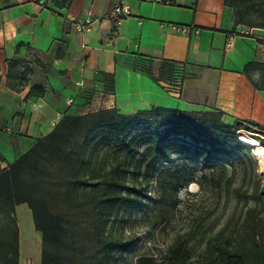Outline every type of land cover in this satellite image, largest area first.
<instances>
[{"label":"crops","instance_id":"crops-1","mask_svg":"<svg viewBox=\"0 0 264 264\" xmlns=\"http://www.w3.org/2000/svg\"><path fill=\"white\" fill-rule=\"evenodd\" d=\"M155 105L264 126V0H0V170L64 112Z\"/></svg>","mask_w":264,"mask_h":264},{"label":"trees","instance_id":"trees-1","mask_svg":"<svg viewBox=\"0 0 264 264\" xmlns=\"http://www.w3.org/2000/svg\"><path fill=\"white\" fill-rule=\"evenodd\" d=\"M103 77L104 89L112 91L113 74ZM221 115L219 110L197 113L161 105L131 114L115 107L64 112L0 170V264H29L18 261L16 207L21 203L41 234L40 264H116L117 253L129 243L109 236L106 227L119 209L143 204L145 182L172 152L210 166L219 154L251 148L236 132L241 128H255L264 146L263 125H234ZM255 192L245 197L254 203L240 226L227 235L223 229L210 235L197 255L179 235L164 253L142 254L135 264H264V191Z\"/></svg>","mask_w":264,"mask_h":264},{"label":"rangeland","instance_id":"rangeland-1","mask_svg":"<svg viewBox=\"0 0 264 264\" xmlns=\"http://www.w3.org/2000/svg\"><path fill=\"white\" fill-rule=\"evenodd\" d=\"M149 70L150 76L156 78L157 74L151 68ZM257 79L261 83L262 76ZM238 122L246 124L237 119L232 124ZM236 132L239 137L256 139L259 135L255 128H241ZM259 146L264 148L260 143ZM254 149L251 146L249 150L219 154L210 166H200L192 156L177 152L162 160L153 176L145 182L147 196L143 204L119 209L106 227L109 236L129 243L128 249L117 253L116 264H135L142 254L159 256L179 235L187 238L193 254L197 255L210 235L221 229L227 235L237 229L246 208L254 203L251 198L246 203L245 197L253 191H264V171ZM261 214L264 216V211ZM16 218L18 261L40 264L41 234L35 230L26 204L18 206Z\"/></svg>","mask_w":264,"mask_h":264},{"label":"bare ground","instance_id":"bare-ground-1","mask_svg":"<svg viewBox=\"0 0 264 264\" xmlns=\"http://www.w3.org/2000/svg\"><path fill=\"white\" fill-rule=\"evenodd\" d=\"M241 141L247 145L255 147L253 153L259 163L261 170L264 171V148L259 146L258 140L247 136H241Z\"/></svg>","mask_w":264,"mask_h":264},{"label":"built area","instance_id":"built-area-1","mask_svg":"<svg viewBox=\"0 0 264 264\" xmlns=\"http://www.w3.org/2000/svg\"><path fill=\"white\" fill-rule=\"evenodd\" d=\"M31 1L36 3V4H38V5H43L44 2H45V0H31ZM115 12L116 13H122L124 15L128 14L127 9H124L123 7H119V6L115 7ZM88 24H89V20L88 19H86L85 21H77L76 22V27H77L78 30L83 31V30H85L87 28ZM116 24L117 25L120 24V19H117ZM229 44L230 43L228 42L227 45H229Z\"/></svg>","mask_w":264,"mask_h":264}]
</instances>
